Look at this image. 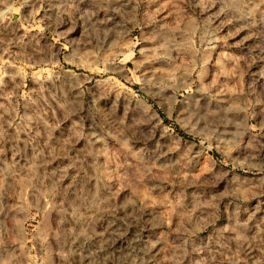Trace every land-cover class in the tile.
<instances>
[{"label":"rangeland","instance_id":"374dc122","mask_svg":"<svg viewBox=\"0 0 264 264\" xmlns=\"http://www.w3.org/2000/svg\"><path fill=\"white\" fill-rule=\"evenodd\" d=\"M0 264H264V0H0Z\"/></svg>","mask_w":264,"mask_h":264}]
</instances>
